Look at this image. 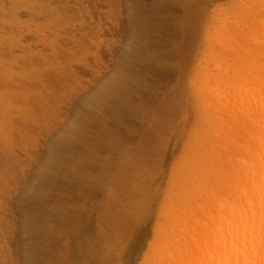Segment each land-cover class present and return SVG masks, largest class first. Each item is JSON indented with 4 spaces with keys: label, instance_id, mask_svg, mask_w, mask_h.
<instances>
[{
    "label": "rangeland",
    "instance_id": "obj_1",
    "mask_svg": "<svg viewBox=\"0 0 264 264\" xmlns=\"http://www.w3.org/2000/svg\"><path fill=\"white\" fill-rule=\"evenodd\" d=\"M187 18L195 112L148 139ZM254 82L264 0H0V264H186L253 150ZM124 168L141 208L109 244L97 214Z\"/></svg>",
    "mask_w": 264,
    "mask_h": 264
},
{
    "label": "bare ground",
    "instance_id": "obj_2",
    "mask_svg": "<svg viewBox=\"0 0 264 264\" xmlns=\"http://www.w3.org/2000/svg\"><path fill=\"white\" fill-rule=\"evenodd\" d=\"M176 29L178 32V27ZM180 31L183 33V44L177 46V43H174L180 60L177 66V81L167 90L164 100L156 106L153 121L145 135L148 139L157 136L163 125H173V130L177 131L181 120L187 117L190 111L195 112V96L188 93L184 83L186 72L191 66L193 44L189 18L185 19ZM239 94L243 110L255 128L252 135L253 150L246 158L237 157L238 164L231 173L234 176L232 186L228 187V194L213 207L215 214L210 213L204 224H201L200 219H196L197 225L193 228L190 238L191 251L189 254L187 252V262L182 261L186 264H264V85L258 82L245 84ZM146 148V145L139 146V150ZM127 154L128 149L122 154L124 161ZM126 163L124 162L125 165ZM201 169L203 170L199 167L198 172ZM125 170L124 168L109 177L108 182L116 201H109L97 214L99 225L109 244L117 239L118 232L127 225L131 217L138 215L141 208L140 190L130 183ZM201 187L202 184L197 186L202 189ZM209 196L214 203V194ZM168 211L170 218H173L171 213L176 212V208L171 207ZM110 262V258H107L105 264H111Z\"/></svg>",
    "mask_w": 264,
    "mask_h": 264
}]
</instances>
